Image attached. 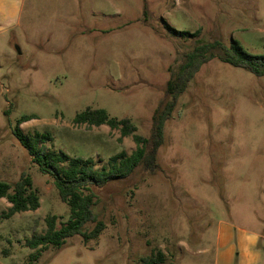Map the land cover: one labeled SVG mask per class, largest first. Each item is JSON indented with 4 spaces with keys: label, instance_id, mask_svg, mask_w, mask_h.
I'll use <instances>...</instances> for the list:
<instances>
[{
    "label": "rangeland",
    "instance_id": "rangeland-1",
    "mask_svg": "<svg viewBox=\"0 0 264 264\" xmlns=\"http://www.w3.org/2000/svg\"><path fill=\"white\" fill-rule=\"evenodd\" d=\"M164 23L200 34L174 37ZM198 41L264 56V0H0V181L24 174L39 194L37 210L0 220V264H139L157 250L166 264H264V77L217 58L177 99L158 169L90 187L99 237L73 236L29 262L38 249L26 241L49 216L64 225L69 208L12 136L17 120L33 118L19 126L27 140L48 132L47 151L100 170L135 144L74 117L102 109L149 138L171 72ZM9 206L0 199V214Z\"/></svg>",
    "mask_w": 264,
    "mask_h": 264
},
{
    "label": "trees",
    "instance_id": "trees-1",
    "mask_svg": "<svg viewBox=\"0 0 264 264\" xmlns=\"http://www.w3.org/2000/svg\"><path fill=\"white\" fill-rule=\"evenodd\" d=\"M164 28L174 37L184 39L194 38L200 34L199 31L194 34L177 31L165 23ZM213 58L231 67L243 69L256 77H264V56L249 54L236 42L225 47L218 41L212 43L198 41L191 50L182 55L179 65L171 72L165 85L164 100L151 115L149 138L136 134V128L129 119L113 118L105 110L86 109L77 114L73 120L76 126H106L110 130L118 131L120 138L131 137L135 144L131 154L121 152L111 156L106 166L100 170L95 169L90 158H71L62 151H47L43 145L52 140L48 132H35L33 142L27 140L19 126L33 118L21 117L17 120L16 126L11 130L12 136L27 151L40 172L51 178L60 201L69 208L68 219L64 225L56 229V217L49 216L45 219L44 234L26 241L28 249H38L36 254L29 256V262L36 260L39 253L48 247L61 249L66 240L73 236H80L83 243L99 237L104 230V224L96 220L93 212L96 196L90 187L102 188L113 181L123 180L138 167L151 174L158 169L156 155L163 144L164 124L170 119L177 99L186 90L195 74L202 65ZM0 199H5L10 205L6 212L0 214V220H7L19 213L33 212L39 208L38 191L34 189L32 180L24 174L12 186L0 181ZM88 224L94 226L87 232L85 227ZM139 264H166V258L157 250L148 257L140 258Z\"/></svg>",
    "mask_w": 264,
    "mask_h": 264
}]
</instances>
